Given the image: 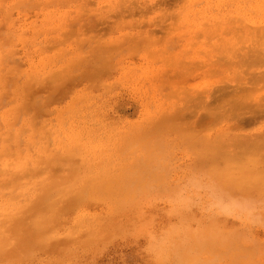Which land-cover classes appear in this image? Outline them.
Here are the masks:
<instances>
[{"label": "rangeland", "instance_id": "rangeland-1", "mask_svg": "<svg viewBox=\"0 0 264 264\" xmlns=\"http://www.w3.org/2000/svg\"><path fill=\"white\" fill-rule=\"evenodd\" d=\"M263 57L264 0H0V171L44 138L63 157L57 134L84 159L66 189L114 194L60 209L89 240L25 264H264Z\"/></svg>", "mask_w": 264, "mask_h": 264}, {"label": "bare ground", "instance_id": "bare-ground-1", "mask_svg": "<svg viewBox=\"0 0 264 264\" xmlns=\"http://www.w3.org/2000/svg\"><path fill=\"white\" fill-rule=\"evenodd\" d=\"M105 45V43H102V45ZM106 44H107V42H106ZM101 45V48H103L104 46H102ZM108 45V44H107ZM107 45H105V47L107 46ZM114 45V44H113ZM108 46H110V44L108 45ZM107 46V47H108ZM112 46V45H111ZM110 48H112V47H110ZM115 48V47H114ZM106 49V48H105ZM108 49V48H107ZM106 49V50H107ZM116 49V48H115ZM101 52H102V50H101ZM103 52H104V50H103ZM257 53V52H256ZM100 55L102 54V53H99ZM104 54V53H103ZM102 54V55H103ZM106 54H110V53H106ZM246 54V53H245ZM258 55L257 56H259V54H261V53H257ZM97 55V54H96ZM100 55H97V56H100ZM101 55V56H102ZM254 55V54H253ZM100 56V58H99V60H97V59H95L96 58V56L94 55V56H92L91 55V58H93L94 59V61H98V63L99 64H104L103 62H101V58H103V57H101ZM104 56H105V54H104ZM252 57V56H251ZM89 59H91L90 58V56L88 57ZM86 59L85 57L83 58V59H86L87 60V62H89V65H90V62H93V61H90L89 59ZM253 58V57H252ZM255 60L254 61H256V55H255ZM253 58V59H254ZM264 58V57H263ZM80 59V58H79ZM82 59V58H81ZM79 60L80 61V63H84L83 65H84V67L86 66L88 69H90V71H87L86 72V70H88L86 67V70H85V72L86 73H89V72H91V70L92 71H94L93 70V68H92V66H94V64L96 63H91V67L89 68L88 66L89 65H86V64H88L87 62H86V60H84L85 62H82V60ZM103 59H105V58H103ZM108 58H106L105 60H107ZM249 59V58H248ZM253 59H252V61H253ZM89 60V61H88ZM78 61V60H77ZM76 61V63H78ZM257 61H258V58H257ZM107 62V61H106ZM105 62V63H106ZM251 62V61H250ZM86 63V64H85ZM111 63V62H110ZM252 63V62H251ZM74 65V66H73ZM75 65L76 64H74L73 63V61H72V64H71V70L73 69V67H75ZM97 64H95V66H96ZM94 66V67H95ZM98 66V65H97ZM99 66H101V69H99V68H97V67H95V70H96V74L95 73H93V74H95L96 76H98V77H96L95 75V77L94 76H92L91 75V73L89 74V76H91V78L89 79V80H91L92 81V85L94 84V81L95 82H97L96 80L100 77L99 76V74L97 75V71L98 70H102V67H104V65L102 66V65H99ZM69 67L70 66H68V69L67 70H70L69 69ZM75 69V68H74ZM84 69V68H83ZM62 70V71H61ZM60 71H61V74H62V76H61V74L59 73V77L61 76V78H58V76H56L54 73V75L53 74H51L50 75V77L53 75V77L54 76H56L55 77V79H61L62 81H65V80H63L64 78L65 79H67V77L66 76H68L69 77V75H68V73L67 72H64V73H66L67 75L66 76H63V75H65V74H63V69H61ZM65 70V69H64ZM71 70H70V73H71ZM103 70H105V69H103ZM103 70H102V72H100V73H104L103 72ZM95 72V71H94ZM56 74H57V72H55ZM106 73H104V75H105ZM88 76V77H89ZM62 77H63V79H62ZM93 77V78H92ZM102 77V76H101ZM28 78H30V76L28 77ZM32 78V77H31ZM96 78V80H94ZM45 79H47L46 77H45ZM44 79V82L46 81ZM53 79V78H52ZM52 79H50V80H52ZM55 79H53V80H55ZM47 80H49V79H47ZM49 80V82L51 83V81ZM94 80V81H93ZM28 81V80H27ZM29 81H34V79H32V80H30L29 79ZM37 81V80H36ZM62 81H58V82H61L62 83ZM30 82V83H31ZM53 82V81H52ZM57 81H56V84L58 83ZM68 82V81H67ZM34 83H36L35 81L33 82V87L35 88V86H34ZM37 83H38V81H37ZM48 83V82H47ZM65 82H63V86L65 85L64 84ZM49 84V83H48ZM67 84H69V82L67 83ZM37 85H40V83L39 84H37ZM43 85V84H42ZM50 85H52V84H50ZM60 85V86H59ZM58 86L59 87H57V86H55V83L53 84V86H51V88H54V87H57V89H59V90H64V88H65V86H64V88H63V86H61L62 84H59ZM92 85H89L90 87L89 88H91V87H97V85H95V86H92ZM32 86V85H31ZM47 86V85H46ZM67 86V85H66ZM37 87H39V86H37ZM49 87V86H48ZM47 87V88H48ZM40 88H44L43 86L42 87H40ZM88 88V89H89ZM22 89H24V88H22ZM46 88H44V90H45ZM54 89H56V88H54ZM96 89V88H95ZM51 90V89H50ZM24 91V90H23ZM26 91V90H25ZM25 93V92H24ZM26 94V93H25ZM25 94H23V95H25ZM80 96H81V93H80ZM75 97V96H74ZM23 98H24V96H23ZM80 98H82V97H80ZM80 98L78 99V100H80ZM75 98H73V99H71L72 100V102H73V100H74ZM77 99V98H76ZM75 99V101H76V103L78 102L77 100ZM82 99H84V98H82ZM82 99L80 100V101H82ZM33 102V101H32ZM75 103V104H76ZM79 103V102H78ZM240 103V102H239ZM242 103V102H241ZM73 104H74V102H73ZM242 104H244V103H242ZM72 106V104L70 105V106H68L69 108ZM240 106V105H239ZM78 107V106H77ZM76 107V108H77ZM237 107V106H236ZM74 109V111L75 112H77V109ZM65 109V108H64ZM81 109V108H80ZM79 110V109H78ZM75 112H74V115H75ZM78 112H80V111H78ZM77 112V113H78ZM60 113H61V111L59 112V115H60ZM10 114V113H9ZM62 115V114H61ZM61 117V116H60ZM63 117V116H62ZM61 117V118H62ZM71 118V117H70ZM6 131H7V129H6ZM24 131V130H23ZM42 131H40L39 133H41ZM44 133L46 132V131H43ZM7 133H8V131H7ZM11 133V132H10ZM36 133H38V132H36ZM39 133H38V135H36V137L38 136L39 138H40V136H39ZM44 133H42V134H44ZM47 133H49V130H48V132ZM55 133H56V131H55ZM7 135V134H6ZM5 135V136H6ZM45 135V134H44ZM44 135H42V137H46V135L44 136ZM48 135V134H47ZM1 136V135H0ZM31 136V135H30ZM38 137H37V139H38ZM49 137H50V133H49ZM48 137V138H49ZM256 137V136H255ZM54 138V144L55 143H57L58 145H60L61 146V149L63 148V153H62V156L63 157H65L64 159V161H63V157H60L58 154V156H59V161L57 160V162H56V160H55V158L56 157H58L57 155H56V152H57V150L56 149H50V147L49 148H47L46 147V145H44V144H47V142H49L50 141V139H49V141H47V139L46 138H44L45 140L43 141V142H45L44 144H42L41 145V148H38L37 150H35V151H33V152H31V153H28V152H26L25 154H22V153H20L19 151V155L18 156H16L15 157V160H5L4 162H3V165H2V168H3V171H0V172H2V174H0L1 176H0V264H25L28 260H30L36 253H38V252H40V251H43V252H53V251H55V250H57V249H59V248H62V246L66 243V241H67V243H72L73 244V240L75 239H71V238H69L70 237V235H71V237H73L72 236V233H71V231L73 230L72 228H71V231H70V233H67V232H65V230H64V228H63V226H60V222L57 220V214L60 212L61 214H62V212L61 211H59L60 209L62 210L63 208H66V209H63V210H65V211H69L70 209H69V207L68 206H72V208L74 207V208H76V206H75V203H76V201H88L89 202V199H93V198H95V195H94V197L92 198H90V196H92V192L93 193H95V194H97V192H96V189L97 190H99L100 189V191H102L103 190V192L104 191H108V189L107 190H105L104 188H105V186H104V188H103V185H100V184H98V186H95V185H97V183L96 184H94L95 183V181L96 180H98V178L96 179V178H92L91 177V179H96L95 181H93V180H91L90 178V180H88V178H87V176H86V178L87 179H85V182H82L83 183V185H81V186H79L78 188H76L74 191H68L67 189H66V187H67V185H68V183L69 182H71L70 181V179L72 178V181H73V177H74V175H76L77 173H75V172H77V164L75 165V163L77 162V161H79L78 159H79V157H78V159H77V161L75 162V161H73L74 162V165L76 166V167H74V169H72L73 168V166H71V167H69V168H66V165L64 164V162H66V164H68L67 163V161L69 162V164H70V162H72V160H76V156L77 155H75V153L72 151V148H70L69 150L66 148V145H64L63 144V142H62V140H60L62 137H60V136H58L57 134H55V136L53 137ZM10 139V138H9ZM8 139V140H9ZM33 139V138H32ZM42 139V138H41ZM257 139V138H256ZM3 141H4V143L6 144V140H4V138H3ZM47 141V142H46ZM68 142H70V143H73L74 141H73V137L72 136H70L69 137V139L67 140ZM8 142V141H7ZM110 142V141H109ZM256 142V141H255ZM3 143V142H2ZM107 143V142H106ZM240 143H243V142H241L240 141ZM253 143V142H252ZM5 144H3V145H5ZM20 144V143H19ZM22 144H24V143H22ZM259 144V143H258ZM26 145V144H25ZM48 145V144H47ZM50 145V144H49ZM48 145V146H49ZM255 145V144H254ZM4 147V146H3ZM16 147V146H15ZM18 147V146H17ZM20 148H21V146H19ZM24 147V146H23ZM77 147V146H76ZM8 148V147H7ZM47 148V149H46ZM225 148V147H224ZM28 149V148H27ZM205 150H206V148H204ZM202 150L201 149V153H203L205 150ZM259 149H260V147H259ZM262 149V148H261ZM4 150V149H3ZM6 150V149H5ZM15 150V149H14ZM18 150H19V148H18ZM217 150V149H216ZM248 150V149H247ZM246 150V151H247ZM22 151V150H21ZM70 151V152H69ZM203 151V152H202ZM207 151V150H206ZM219 151V150H218ZM252 151V150H251ZM9 152V151H8ZM16 152H17V150H16ZM258 152V151H257ZM207 153L208 152H205V153H203L202 154V156H204V158L206 157V155H207ZM256 153V152H255ZM1 154H3L2 152H1ZM74 154V155H73ZM208 154H210V156H211V151H210V153H208ZM262 154V153H261ZM64 155H66V156H64ZM148 155V154H147ZM14 156V155H13ZM208 156V155H207ZM212 156H214V154L212 155ZM248 156V155H247ZM263 156V155H262ZM74 157H75V159H74ZM222 157V156H221ZM2 158V157H1ZM60 158H62V159H60ZM216 158H219V157H216ZM231 158V157H230ZM229 158V159H230ZM254 158V157H253ZM263 158V157H262ZM206 159H208L207 161L208 162H211L210 160L211 159H213V157L210 159V158H206ZM210 159V160H209ZM221 159V158H220ZM238 159V158H237ZM62 160V161H61ZM84 161V159H82L81 157H80V163H83V161ZM232 160H235V159H232ZM262 160V159H261ZM213 161H215V156H214V160ZM254 161H256V160H254ZM73 162H72V164H73ZM133 162V161H132ZM257 162V161H256ZM261 162V161H260ZM263 162V161H262ZM214 163V162H213ZM234 164H235V161L233 162ZM69 164H68V166H69ZM135 164V163H134ZM212 164V163H211ZM228 164V163H227ZM257 164H259L258 162H257ZM261 164H263V163H261ZM133 165V164H132ZM215 165V164H214ZM134 166V165H133ZM251 166V165H250ZM250 166L248 167V168H250ZM130 167H132V166H129V168ZM134 167H136V166H134ZM263 167V166H262ZM261 167V168H262ZM241 168H242V166H241ZM241 168H240V170H241ZM247 168V167H246ZM257 168V167H256ZM70 169H72L73 170V172H74V174L72 175V177L70 176L71 174H70V172L71 173H73L72 172V170H70ZM131 169V168H130ZM133 169V168H132ZM139 169V168H138ZM243 169V168H242ZM245 169V168H244ZM75 170V171H74ZM84 170V169H83ZM126 170V169H125ZM206 170V169H205ZM257 170V169H256ZM91 171V170H90ZM105 171H107V169L105 170ZM130 171H132V170H130ZM261 171H262V169H261ZM260 171V172H261ZM128 172H129V170H128ZM133 172H135V170H133ZM238 172H239V170H238ZM264 172V171H263ZM110 173V172H109ZM116 173H119V172H116ZM123 172H121V174H122ZM124 173H126V172H124ZM131 173L132 172H130V174L129 173H126L128 176H130V178L132 177V175H134L133 173H132V175H131ZM138 172H136V174H137ZM154 173V172H153ZM249 173V172H248ZM255 173V172H254ZM100 174V173H99ZM120 174V173H119ZM120 174V175H121ZM139 175H140V173H138ZM149 174H151L150 173V171H149ZM122 175H124V174H122ZM122 175H121V177L120 176H118V175H116V177L118 178V179H116V180H112V178H111V180H112V182L114 183V185L116 184V181H118L120 178H122ZM127 175H124L125 176V179H124V177H123V180H125V183L124 184H126L127 185V183H126V181H128V179L126 180V178H129V177H127ZM138 175V176H139ZM160 175V174H159ZM237 175H239V174H237ZM248 175V174H247ZM251 175H253V174H250V176ZM256 175H259V173L258 174H255V176ZM77 176V175H76ZM109 176V175H108ZM113 176V175H112ZM136 176L137 175H135V178H136ZM249 175H248V177H250ZM261 176V175H260ZM100 177V176H99ZM115 177V176H114ZM155 177V179L156 178H158L157 176H155V175H152V178H154ZM234 177V176H233ZM236 177V176H235ZM264 177V176H263ZM101 178V177H100ZM137 178H139V177H137ZM231 178V177H230ZM243 178H245V177H243ZM242 178V179H243ZM238 179V178H237ZM242 179H241V182H242ZM256 179V178H255ZM254 179V180H255ZM260 179V178H259ZM258 179V180H259ZM103 180V179H102ZM108 181L107 182H109L110 180L109 179H107ZM130 180H132V178L131 179H129V181ZM141 180V179H140ZM248 180V179H247ZM249 180H250V178H249ZM253 180V179H252ZM254 180H253V182H254ZM86 181H88V182H90V181H92L93 182V185L95 186V187H93V185H92V187H91V183L92 182H90V184H86L87 182ZM128 181V182H129ZM135 180H132V183L134 182ZM238 181V180H237ZM105 183V181L103 180V183H104V185L105 184H109L110 185V183H111V181L109 182V183ZM120 182H122V181H120ZM131 182V181H130ZM130 182H129V184H130ZM239 182V181H238ZM250 182H251V180H250ZM261 182H263V181H261ZM100 183H101V180H100ZM113 183H111V185H110V187L112 186V187H114L112 184ZM137 183V182H136ZM256 183H258V182H256ZM86 184V185H85ZM134 184V183H133ZM146 184V183H145ZM241 184H243L244 185V183H241ZM66 185V186H65ZM71 185V184H70ZM108 185V186H109ZM118 184H116V186H117ZM230 186H231V184H229ZM246 185V184H245ZM102 186V187H101ZM136 186V185H135ZM242 186V185H241ZM264 186V185H263ZM71 187V186H70ZM107 187V186H106ZM118 187V186H117ZM128 187V186H127ZM232 187V186H231ZM235 186H234V184H233V188H234ZM256 187V186H255ZM256 188H258V186L256 187ZM110 189V188H109ZM253 189V188H252ZM259 189H260V187H259ZM262 189V188H261ZM111 190V189H110ZM110 190L107 192V194L106 195H104L103 194V192H101V194H100V196L102 195V197H106L109 193H111L110 192ZM115 190H118V189H114V190H112L113 191V193H114V191ZM242 190V189H241ZM100 191H99V193H100ZM246 192V191H245ZM98 196V195H97ZM111 196L113 197L114 196V194L112 195V193H111ZM104 197V198H105ZM112 197H110L109 196V199L111 198L112 199ZM98 198V197H97ZM107 198V197H106ZM99 199H101V201H102V198H99ZM108 199V200H109ZM110 199V200H111ZM125 200H126V198H125ZM94 201H97V200H94ZM87 202V204H89ZM93 202V201H92ZM74 204V205H73ZM86 204V205H87ZM82 207V206H81ZM68 208V209H67ZM62 210V211H63ZM72 210V209H71ZM59 211V212H58ZM64 211V212H65ZM63 212V213H64ZM70 212V211H69ZM57 213V214H56ZM70 216V215H69ZM78 217H80V216H78ZM67 219V218H66ZM110 219V218H109ZM79 222V221H78ZM84 222V221H83ZM106 222H107V220H106ZM90 224V223H89ZM106 224V223H105ZM104 224V225H105ZM79 226L80 227V224L78 225V223L76 224L75 223V226ZM103 225V226H104ZM74 226V227H75ZM76 226V227H77ZM90 227V226H89ZM95 227V226H94ZM98 227V226H97ZM102 227V226H101ZM70 227H68V229H69ZM100 228V227H99ZM67 229V228H66ZM104 230V229H103ZM87 231V230H86ZM100 231V230H99ZM60 232H62L61 234H60ZM76 232V231H75ZM84 233H86L85 231H83ZM83 232H82V235H83ZM90 232H91V236H92V231L90 230ZM102 232V231H101ZM100 232V233H101ZM88 233H89V231H88ZM88 233H86L87 235H88ZM100 233H97L98 235L100 234ZM207 233V232H206ZM70 234V235H69ZM86 234H84L83 236L81 235V237L79 238V237H76V239L75 240H77L75 243L78 245L79 244V240H82V241H84V240H89V239H85V238H87L88 236L86 235ZM78 235H80V233L78 234ZM85 236V238H83ZM87 236V237H86ZM97 237V236H96ZM83 238V239H82ZM67 239H71V241L69 242ZM86 241L84 242V243H86ZM73 245H75V244H73ZM65 246H71V244L69 245V244H65ZM65 246H64V248H65ZM70 249V248H69ZM63 250V249H62ZM58 251V250H57ZM66 251V250H65ZM60 252H61V249H60ZM59 252V253H60ZM63 252H64V250H63ZM63 252H61V253H63ZM67 252V251H66ZM239 254V253H238ZM34 261V260H33ZM29 262V261H28ZM30 263V262H29Z\"/></svg>", "mask_w": 264, "mask_h": 264}]
</instances>
